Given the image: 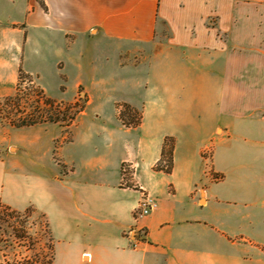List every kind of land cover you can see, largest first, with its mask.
<instances>
[{"label": "crops", "instance_id": "obj_1", "mask_svg": "<svg viewBox=\"0 0 264 264\" xmlns=\"http://www.w3.org/2000/svg\"><path fill=\"white\" fill-rule=\"evenodd\" d=\"M2 3L0 101L15 94L20 69L46 96L75 101L61 88L80 38L131 44L119 65L144 69L152 96L141 107L113 103L111 117L96 110L82 131L77 117L58 160L62 134L50 138L48 163L36 145L60 124L16 128L0 118V203L45 215L53 264H264V0ZM124 54L141 62L123 64ZM80 86L87 116L93 97ZM118 103L141 111L142 124L124 126ZM13 130L41 134L22 142ZM166 137L175 140L169 174L155 169ZM144 194L156 207L136 221ZM132 226L144 240L125 235Z\"/></svg>", "mask_w": 264, "mask_h": 264}, {"label": "rangeland", "instance_id": "obj_2", "mask_svg": "<svg viewBox=\"0 0 264 264\" xmlns=\"http://www.w3.org/2000/svg\"><path fill=\"white\" fill-rule=\"evenodd\" d=\"M9 10L5 4L0 5V19H4L8 14ZM35 30L32 33L35 34ZM123 48H133L131 44L125 42H116L108 40L98 39H84L80 38L76 40L74 46V52L72 55L66 57L68 63V76L67 78L63 75L64 86L62 91L64 92L67 88V92L64 96L73 100L78 95L79 82L87 86L92 94L93 102L87 111V116L81 114L78 116L80 126L76 127L82 131L89 125V118L94 111H101L108 114L111 117L113 113V103L115 102H126L141 107L144 102H148L152 96L146 89L145 71L144 69L136 70L133 66L121 68L119 65V52ZM137 60H133V56L130 54L120 55L121 62L123 64L135 63L139 64L141 58L137 55ZM48 86L52 93L60 95V88L56 85V77H50L48 74ZM67 81V82H66ZM83 89V88H82ZM40 90L37 88V84L34 79L32 81L25 80L20 85V96L22 97L21 111L24 115H28L34 110V107L38 105L36 100ZM81 101L86 100L84 91L81 94ZM42 106V104H40ZM146 114H147V109ZM7 110L6 112H8ZM6 112H2V116L6 115ZM111 114V115H110ZM2 123L8 124L6 120H1ZM66 125V124H65ZM61 126V125H60ZM13 136L11 139L15 141L28 142L31 138L40 136L39 130L26 131V130H13ZM62 134V136H61ZM9 133H7V136ZM54 136H61L54 149V158L58 160V148L62 143L72 140L73 126H61L52 125L49 128L42 129V140L36 145V148L43 154L44 162L46 160V147L50 138ZM8 145L7 137L0 134V146L5 147ZM35 145V144H34ZM31 220L41 221L40 214L34 213ZM32 234L36 233V228L30 229ZM11 253V251H8ZM1 258V254H0Z\"/></svg>", "mask_w": 264, "mask_h": 264}, {"label": "trees", "instance_id": "obj_3", "mask_svg": "<svg viewBox=\"0 0 264 264\" xmlns=\"http://www.w3.org/2000/svg\"><path fill=\"white\" fill-rule=\"evenodd\" d=\"M32 81L33 77L20 69L16 92L13 96L0 101V118L16 128L31 127L45 123H55L61 126H72L86 107L87 99L81 101L82 87H79L78 96L73 102H62L52 99L37 85L40 92L38 105L28 115L21 111L20 85L25 80ZM42 104V106L40 105ZM9 110L8 112H6ZM118 119L128 128H136L143 122V113L129 104H116ZM2 112H6L2 116ZM66 124V125H65ZM175 140L166 137L161 157L155 169L171 173L174 167L173 151ZM132 171L128 164L122 166L123 182L126 186H133L131 181ZM35 210L32 207L18 211L0 203V264H53L54 242L51 236L48 221L45 215H40L41 221L31 220ZM36 228L32 234L30 229ZM8 251H11L8 252Z\"/></svg>", "mask_w": 264, "mask_h": 264}, {"label": "built area", "instance_id": "obj_4", "mask_svg": "<svg viewBox=\"0 0 264 264\" xmlns=\"http://www.w3.org/2000/svg\"><path fill=\"white\" fill-rule=\"evenodd\" d=\"M156 207V203L151 196L148 194H144L138 204V206L134 210V218L136 221L145 218L148 216L152 210ZM127 237H133L135 240H144L146 236V232L142 229H138L137 226H132L125 233ZM87 258L89 256H86Z\"/></svg>", "mask_w": 264, "mask_h": 264}]
</instances>
